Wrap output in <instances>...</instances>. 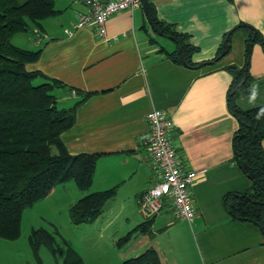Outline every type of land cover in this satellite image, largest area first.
<instances>
[{"label":"crops","instance_id":"1","mask_svg":"<svg viewBox=\"0 0 264 264\" xmlns=\"http://www.w3.org/2000/svg\"><path fill=\"white\" fill-rule=\"evenodd\" d=\"M149 1L158 20L187 34L197 47L191 54L195 66L168 57L176 43L154 30L142 5L112 14L101 37L93 25L74 27L77 16L87 12L84 4L55 0L58 13L31 22L24 31L34 34L24 36L27 46L22 48L40 49L38 59L26 63V69L61 82L52 89L59 108L78 102L74 123L60 135L65 148L70 154L98 157L88 189L75 190L74 182L59 183L23 210L21 225L28 209L49 203L58 189L63 192L69 186L75 194L61 206L67 212L81 196L115 187L93 221L112 213L127 216L126 229L111 236L115 245L117 236L131 231L123 245L128 253L121 255L120 248H114L120 255L116 253L110 264L148 248L156 251L162 264H264V233L251 222L232 219L222 203L226 193L243 192L250 184L233 159L237 121L227 105L231 75L225 67L246 63V38L237 25L257 28L264 39V0ZM231 29L227 51L213 60ZM201 62L207 63L199 66ZM247 67L250 89L258 85V95L251 101L249 89L236 96L235 104L243 109L264 105V52L258 43L251 47ZM153 107L172 118L173 141L185 167L204 172L191 185L192 221L178 218L165 201L152 216L150 229L140 231L136 226L146 218L138 197L159 180L140 141L148 131L146 113ZM5 246L0 242V249ZM95 261L98 264V257ZM84 263L89 264L86 259Z\"/></svg>","mask_w":264,"mask_h":264},{"label":"trees","instance_id":"2","mask_svg":"<svg viewBox=\"0 0 264 264\" xmlns=\"http://www.w3.org/2000/svg\"><path fill=\"white\" fill-rule=\"evenodd\" d=\"M54 2L0 0V238L3 239H17L21 233L23 210L48 196L59 183L73 181L80 190L88 189L98 157L97 154H70L67 151L60 135L74 123L78 102L69 108H59L52 89L61 82L25 67L26 63L38 59L40 49L22 48L11 41L14 34L28 31L31 22L39 23L56 15L58 10ZM147 17L160 35L171 36L175 41L176 49L167 52L168 57L182 63L178 53L180 48L187 65L195 66L191 54L197 47L189 42L187 34L158 20L149 0ZM236 29L242 30L246 38V63L240 68L233 64L225 67L231 75L226 99L228 109L237 121L232 140L233 159L250 184L243 192L226 193L222 203L232 219L251 222L264 233V105L243 109L235 104L236 96L246 94L250 89L247 66L251 47L258 43L264 52V39L261 32L249 24L241 23ZM229 41L228 37L226 43ZM223 49L222 42L213 60ZM36 78H43V81L33 83ZM114 194L115 187H112L81 196L68 208L69 220L75 225L93 222ZM152 219H144L136 230H149ZM130 235L131 232L123 236V242H127ZM28 244L36 264H41L38 255L41 246L52 253L62 250L54 234L41 227L31 229ZM62 264L84 262L79 255L69 251ZM119 264L162 263L156 251L148 248Z\"/></svg>","mask_w":264,"mask_h":264},{"label":"rangeland","instance_id":"3","mask_svg":"<svg viewBox=\"0 0 264 264\" xmlns=\"http://www.w3.org/2000/svg\"><path fill=\"white\" fill-rule=\"evenodd\" d=\"M27 34L32 36L34 33H16L12 36V43L26 47L27 44L23 42V38ZM40 82V78L33 80V83ZM69 182L73 183V181ZM63 188V192L58 189L52 195L49 203L28 209L22 221L20 236L17 239L0 238L2 240L0 242L7 244L0 249V264H36L28 244V235L32 228L40 227L54 234L57 244L62 249L52 253L45 246H41L38 251L41 264H62L69 251L79 255L83 262L86 259L89 264H96V257L99 259L98 264L113 263L117 253L115 249L120 248L121 255L128 253L126 252L127 245L123 246L127 242H123L122 237L129 232L125 231L123 235L117 236L115 245L112 243L111 236L126 229L127 216L124 213H112L103 221L75 225L69 220L67 212L61 208L65 201H68V197L71 198L75 194L69 186ZM73 188L80 190L76 185H73Z\"/></svg>","mask_w":264,"mask_h":264},{"label":"built area","instance_id":"4","mask_svg":"<svg viewBox=\"0 0 264 264\" xmlns=\"http://www.w3.org/2000/svg\"><path fill=\"white\" fill-rule=\"evenodd\" d=\"M84 4L87 12L80 13L74 27L95 26L99 36L106 35V22L117 11L142 5V0H74ZM148 131L140 136L145 145L159 180L138 197V204L145 218L157 214L165 201L173 206L178 218L192 221V183L204 169H188L174 144L172 118L162 109L153 107L146 113Z\"/></svg>","mask_w":264,"mask_h":264},{"label":"water","instance_id":"5","mask_svg":"<svg viewBox=\"0 0 264 264\" xmlns=\"http://www.w3.org/2000/svg\"><path fill=\"white\" fill-rule=\"evenodd\" d=\"M142 6H143V9H144L145 13L147 14V12H148V0H142ZM148 20H149L150 24L153 26L151 20H150V19H148ZM153 28H154V30H155L158 34H160V31L156 30V28H155L154 26H153ZM231 32H232V29L229 30V31L227 32V34H226V37H225V39H224V41H223L224 49H223L222 53H225V52L227 51L228 47H229V44L226 43V41H227L228 37L230 36ZM166 37H168V38H172L171 36H166ZM178 53H179V55H180V58H181L182 63H183L184 65L188 66L187 63H186V61H185V59H184V57H183V55L181 54V49H180V48H178ZM203 64H204V62H201V63H199V66H202Z\"/></svg>","mask_w":264,"mask_h":264},{"label":"clouds","instance_id":"6","mask_svg":"<svg viewBox=\"0 0 264 264\" xmlns=\"http://www.w3.org/2000/svg\"><path fill=\"white\" fill-rule=\"evenodd\" d=\"M250 100L254 101L258 95V85H253L250 89Z\"/></svg>","mask_w":264,"mask_h":264}]
</instances>
